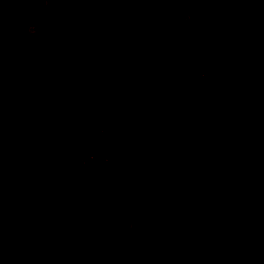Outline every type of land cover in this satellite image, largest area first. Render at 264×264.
Returning a JSON list of instances; mask_svg holds the SVG:
<instances>
[{"label": "trees", "instance_id": "obj_1", "mask_svg": "<svg viewBox=\"0 0 264 264\" xmlns=\"http://www.w3.org/2000/svg\"><path fill=\"white\" fill-rule=\"evenodd\" d=\"M42 1L0 0V83L37 91L33 100L0 114V133L109 83L203 17L218 0H91L76 7L67 27L55 24L43 36L56 62L49 73L36 41L19 45L17 33L2 28L13 25L16 17L37 16L36 4ZM183 11L185 20L159 32L144 29L138 19ZM92 54L95 64H84ZM168 71L194 82L264 73V4ZM263 100L262 85L210 98L157 88L86 138L1 179L0 213L5 218L0 219V264H264V228L250 227L215 196L190 188L173 164L176 149L194 133L258 109ZM231 132L190 151L185 163L237 194L249 213L264 215L262 204L244 201L264 181V120L233 140ZM108 159L117 161L116 184L142 204L138 214L146 235L134 258L126 243L137 236L135 224L117 230L103 223L89 226L86 240L56 229L58 202L75 186L68 173ZM186 217L193 219L192 225L183 223Z\"/></svg>", "mask_w": 264, "mask_h": 264}, {"label": "water", "instance_id": "obj_2", "mask_svg": "<svg viewBox=\"0 0 264 264\" xmlns=\"http://www.w3.org/2000/svg\"><path fill=\"white\" fill-rule=\"evenodd\" d=\"M240 4L241 0H218L203 17L147 53L109 83L60 108L33 115L0 133V180L86 138L144 94L157 88L169 87L203 98L248 92L257 85L264 88V73H235L194 82L168 71L236 23ZM261 120H264V100L258 109L219 119L203 127L181 143L173 156V164L185 184L198 192L215 196L222 205L231 207L241 221L256 229L264 228V215L249 213L238 195L225 185L191 171L185 157L212 137Z\"/></svg>", "mask_w": 264, "mask_h": 264}, {"label": "rangeland", "instance_id": "obj_3", "mask_svg": "<svg viewBox=\"0 0 264 264\" xmlns=\"http://www.w3.org/2000/svg\"><path fill=\"white\" fill-rule=\"evenodd\" d=\"M62 7L59 8L54 0H44L36 5L37 16L26 19L16 17L13 25L3 24L5 33L15 31L19 45L23 43L37 42L39 45L41 60L46 72H51L55 65L52 47L43 40L49 27L60 24L67 27L73 17V12L78 6L88 5L91 0H62ZM264 4V0H241L237 25L242 19ZM17 14V12H15ZM186 12H155L148 16L138 17L139 23L144 29L162 31L172 25L185 20ZM96 55L92 54L84 59V64L94 65ZM47 82L41 90H45ZM36 90H16L12 86L0 83V114L16 103L31 101L36 96ZM254 124L237 128L230 133V140H233L244 131L253 129ZM116 160L108 159L100 162L89 163L85 167L72 169L68 178L74 187L67 189L66 195L58 202L55 211V224L59 233H65L76 239L87 238L86 229L103 223L111 225L116 230L123 224H135L134 240L126 243V250L132 258L138 254V248L144 241L146 226L139 220L138 211L141 207L140 200L125 186L116 184L113 178V169ZM247 204H262L264 206V181L259 188L244 196ZM5 217L0 213V219ZM186 225H192L193 219L186 217L183 220ZM114 231V230H113Z\"/></svg>", "mask_w": 264, "mask_h": 264}, {"label": "built area", "instance_id": "obj_4", "mask_svg": "<svg viewBox=\"0 0 264 264\" xmlns=\"http://www.w3.org/2000/svg\"><path fill=\"white\" fill-rule=\"evenodd\" d=\"M54 3H56L59 8H61L62 4H63L62 0H54ZM170 260H171V258H170Z\"/></svg>", "mask_w": 264, "mask_h": 264}]
</instances>
